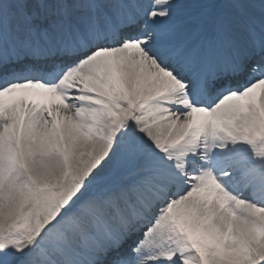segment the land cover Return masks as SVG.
Instances as JSON below:
<instances>
[{
	"label": "snow or ice",
	"instance_id": "1",
	"mask_svg": "<svg viewBox=\"0 0 264 264\" xmlns=\"http://www.w3.org/2000/svg\"><path fill=\"white\" fill-rule=\"evenodd\" d=\"M0 264H264V0H0Z\"/></svg>",
	"mask_w": 264,
	"mask_h": 264
}]
</instances>
